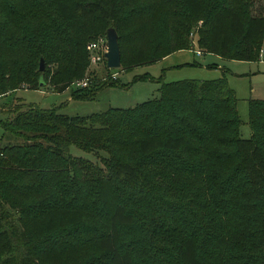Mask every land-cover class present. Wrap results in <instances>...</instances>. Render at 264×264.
I'll return each mask as SVG.
<instances>
[{
	"label": "trees",
	"instance_id": "16d2710c",
	"mask_svg": "<svg viewBox=\"0 0 264 264\" xmlns=\"http://www.w3.org/2000/svg\"><path fill=\"white\" fill-rule=\"evenodd\" d=\"M250 5L0 0V95L4 69L7 89L24 81L44 88L47 75L52 91L70 87L71 99H92L104 85L70 83L87 65V40L109 27L127 71L192 50L193 27L201 54L255 62L264 16L250 14ZM52 10L62 25L51 20ZM28 23L47 35L31 53L34 66L3 62L24 54L18 33ZM133 80L156 82L157 96L87 115L25 103L0 120V264H41L33 250L55 264H264V98L246 101L245 139L223 73L171 82L144 73ZM71 146L105 156L98 165L72 155Z\"/></svg>",
	"mask_w": 264,
	"mask_h": 264
},
{
	"label": "rangeland",
	"instance_id": "374dc122",
	"mask_svg": "<svg viewBox=\"0 0 264 264\" xmlns=\"http://www.w3.org/2000/svg\"><path fill=\"white\" fill-rule=\"evenodd\" d=\"M51 13H53L51 20H53L54 23L62 25L63 21L59 19L54 10H52ZM249 13L252 15L264 16V0H251ZM37 24L38 23H28L23 27L22 33H18L20 41L25 47L24 54H19L12 58L8 57L2 60L3 62H10L13 61L11 59L15 58L14 60H24L34 66L36 54L31 53L38 47L36 44L42 42V37L44 36L43 39L47 37V35H42L37 32ZM67 28L69 31L74 29V22L70 26L68 23ZM97 29L101 30L102 27L99 26ZM196 36L195 28L193 27L188 33V38L192 43V51L194 52L197 50L202 53L196 46ZM102 38H105L104 29L87 40L85 43L86 54L87 45ZM47 40L49 45H52V41H54L56 46L64 44V42L59 40H51L49 38H47ZM63 41H65V38H63ZM192 51H174L170 53V55L168 54L166 57H162L154 63L140 65L134 67L130 71L120 66L117 68H106L105 59L102 56L95 65H90L87 62L81 77L87 80L88 87L86 89L90 90L98 86H104L100 88V91H98L92 99L82 101L70 98V87L61 92L52 91L50 85L46 84V82H48L47 75L44 76L45 84L42 91L38 88L34 90L29 89L27 81L20 82L14 89H7L10 87L11 80L7 78L3 69L4 73L1 82L6 91L0 95V120L3 121L8 117L12 107L24 105L25 103H31L41 108L57 107L59 113L67 115H87L101 112L110 107H131L136 103L157 96L156 88L158 84L156 82L133 80L135 75L144 73H147L153 78L159 76L162 82L183 79L211 80L219 77L221 73H223L225 79L228 80L227 84L229 88L233 90L236 98V110L240 120L239 135L241 138H248L250 136V130L247 125L246 101L248 98H264V42L259 51L258 60L255 62L215 58L210 54H201L198 56ZM261 51H263V55H260ZM192 62H196V65H186ZM211 62H214L215 65H212ZM208 65L212 66L208 67ZM45 66L49 69L52 67V64L47 63ZM1 134L2 128L0 126V136ZM69 152L74 156L83 157L98 165H100L99 156H105V154L100 151L96 153H85L73 146L69 147ZM33 251L35 257L41 264H55L46 261L38 250Z\"/></svg>",
	"mask_w": 264,
	"mask_h": 264
},
{
	"label": "water",
	"instance_id": "95a60500",
	"mask_svg": "<svg viewBox=\"0 0 264 264\" xmlns=\"http://www.w3.org/2000/svg\"><path fill=\"white\" fill-rule=\"evenodd\" d=\"M106 50L103 53L105 59V66L107 68H117L119 66V49L117 44V35L112 27L105 31ZM43 70V58L38 60V71ZM39 89L42 90V82L39 81Z\"/></svg>",
	"mask_w": 264,
	"mask_h": 264
},
{
	"label": "built area",
	"instance_id": "2783aa9c",
	"mask_svg": "<svg viewBox=\"0 0 264 264\" xmlns=\"http://www.w3.org/2000/svg\"><path fill=\"white\" fill-rule=\"evenodd\" d=\"M106 50V39H98L97 41H93L87 45V60L90 65H95L97 61L100 60V57H104L103 53ZM194 53L196 55H200L201 52L195 50ZM260 55H263V51H261ZM73 87H84L87 85L86 78H81L74 80L70 83Z\"/></svg>",
	"mask_w": 264,
	"mask_h": 264
},
{
	"label": "crops",
	"instance_id": "0c3cea01",
	"mask_svg": "<svg viewBox=\"0 0 264 264\" xmlns=\"http://www.w3.org/2000/svg\"><path fill=\"white\" fill-rule=\"evenodd\" d=\"M191 51H192V50H191ZM192 52H193V51H192ZM193 53H194V52H193ZM194 54H195V53H194ZM169 55H170V54H169ZM195 55H196V54H195ZM200 55H201V54H200ZM210 55H212V54H210ZM198 56H199V55H198ZM212 56H214L215 58H219L218 56H215V55H212ZM165 57H166V56H165ZM211 64H212V65H215L214 62H211ZM216 67H217V66H216ZM227 82H228V80H227ZM43 89H44V88H43ZM43 89H42V90H43ZM39 90H40V89H39ZM42 90H41V91H42Z\"/></svg>",
	"mask_w": 264,
	"mask_h": 264
}]
</instances>
